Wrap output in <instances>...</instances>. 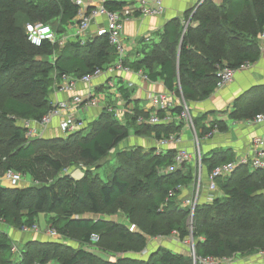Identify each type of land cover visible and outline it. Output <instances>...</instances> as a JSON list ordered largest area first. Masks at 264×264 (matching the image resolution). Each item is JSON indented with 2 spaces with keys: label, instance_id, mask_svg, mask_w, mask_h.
<instances>
[{
  "label": "trees",
  "instance_id": "1",
  "mask_svg": "<svg viewBox=\"0 0 264 264\" xmlns=\"http://www.w3.org/2000/svg\"><path fill=\"white\" fill-rule=\"evenodd\" d=\"M21 1L24 5L13 7L18 0H0V178L11 168L30 175L32 184L19 188L0 183V220L21 230L36 223L39 213H48L49 226L64 241L30 240L21 246L16 260L12 239L0 229V264H194L188 249L174 252L160 247L146 257L126 253L139 254L148 236H166L173 230L179 240L192 237L196 256L263 251L264 168L239 164L226 177L218 178L217 189L222 194L196 205L191 231L189 208L182 204V191L176 186L192 184L193 164L167 172L176 153L171 146L159 153L155 147L121 149L107 180L87 168L78 178L66 171L69 166L97 163L129 136L130 129L136 135L160 139L178 133L183 122L137 123V116H147L149 111L135 108L123 123L104 108L84 128L64 137H25L21 121L40 120L52 107V74L57 79L62 74L79 78L113 64L116 53L106 36L88 37L83 44L68 40L63 46L48 40L38 46L30 43L25 22L41 20L54 27L53 21H57V31H62L73 21L77 7L70 0ZM122 4L104 2L111 10ZM263 26L264 0H224L221 4L203 0L188 25L178 19L168 21L159 39L143 44L142 57L129 66L142 69L151 80H162L169 91L181 93L187 102L200 100L215 88L219 67L239 68L257 59ZM118 89L130 101L131 90L123 85ZM253 89L259 96L235 103L230 113L233 119H251L264 112V86ZM173 112L178 113L179 108ZM193 122L199 136L214 125L218 130L226 128L220 121L209 127H198L197 119ZM68 153L72 160L62 156ZM202 155L207 175L216 165L234 161L228 148H213ZM117 211L129 222L106 218ZM129 224H135L136 230L130 231ZM92 234L98 236L96 242H92Z\"/></svg>",
  "mask_w": 264,
  "mask_h": 264
},
{
  "label": "built area",
  "instance_id": "2",
  "mask_svg": "<svg viewBox=\"0 0 264 264\" xmlns=\"http://www.w3.org/2000/svg\"><path fill=\"white\" fill-rule=\"evenodd\" d=\"M77 7L76 14L74 17V23L76 25V39L80 41L81 44L85 43L87 40L86 32L91 24V22L97 17H104V25L96 30V36H106L108 43L114 48L116 53V61L114 64L108 66L105 69L96 68L92 73L83 75L79 78L73 77L67 74H62L59 81H54L58 90L70 94V97L64 100H59L45 113L40 120H23L21 124L25 128V136L27 138H41L43 137L44 130L47 125L52 121L54 117H59V130L63 135H68L86 126L85 120L81 117L80 113L83 111L84 106H97L101 105L102 109H106L112 112L114 116L121 120V122L127 121V115L133 114V107L129 105L131 101L124 99L121 92L118 89L117 79L107 81V88L110 94H113L115 98H118L117 102L122 104L123 107L116 109L115 106H110L105 102V93L103 95L96 96L94 94H88L86 97H82L80 94L76 93V87L79 82L90 84L95 77L100 75L112 74L115 71L124 72H135L142 75L145 79L148 78L147 74L141 69L134 70L129 65L125 64V58L127 54V45L125 44L122 36L124 22L133 16H158L163 10L164 6L162 0H137L133 3H124L118 9L111 10L104 6V4L91 5L89 0H70ZM118 2H123V0H115ZM203 0H201L202 2ZM26 35L30 43L34 45H40L43 41L48 40L52 43L58 42L56 34L53 28L48 23H43L36 21L33 23H27L26 25ZM87 36V37H86ZM259 40H264V26L258 34ZM61 43L60 41L58 44ZM61 46L63 44H60ZM243 66V65H242ZM241 67V66H240ZM239 68H232L227 65L219 67L216 72V82L215 88L219 89L228 84H230L234 79V74ZM147 99L152 108V111L148 113L147 116L139 115L136 118L137 123H169L172 121L183 122L186 127H191L193 130V141L194 145L197 146V152L190 150L186 147H180L176 149V153L173 157L172 163L167 166L166 171L172 172L177 168L181 167L185 163L191 162L193 165L197 164L199 166V176L198 185L200 184L201 178V154L199 150V141L202 138H210L218 131L216 125L212 126L209 131L204 135L199 136L194 127L193 117L191 115L189 106L182 94H177L172 91L163 92H150L147 94ZM179 108L178 113H174L173 109ZM101 109V110H102ZM162 110V114L158 112ZM250 123H264V112H259L254 115L253 118L248 119L246 124ZM182 142L181 135L171 134L167 137H162L157 139V144L155 146V152L159 153L163 149L169 146H173ZM239 164H248L250 168H264V138L263 137H253L251 140V146L249 148V153L242 158L234 161H228L216 165L210 174L208 175V188L212 191L217 189V179L226 177L232 172V170ZM2 178L7 179L11 185H16L18 181L22 178V174L13 169H7ZM0 178V181L1 179ZM194 185V180H193ZM197 185V186H198ZM194 188V186L192 187ZM178 191L184 189V185L179 184L176 186ZM172 193V192H171ZM213 196L210 197V201ZM199 189L195 188L194 194L183 200V204L189 206L190 216L193 217V213L196 205L199 203ZM190 217V219H192ZM128 228L130 231H134L135 224H129ZM39 231V226L34 223L31 226H23L21 231ZM46 233L50 236L61 238L62 236L52 227L46 228ZM171 237L178 238L177 232L173 230L170 233ZM92 242L98 240L96 234L91 236ZM190 246V253L193 257L194 262L199 264H226L228 258L226 257H213V256H196L194 243L192 237L189 236L185 239ZM11 251L13 253L18 252L16 245H12ZM262 253V252H261ZM19 254V253H18ZM234 261V258H231Z\"/></svg>",
  "mask_w": 264,
  "mask_h": 264
},
{
  "label": "crops",
  "instance_id": "3",
  "mask_svg": "<svg viewBox=\"0 0 264 264\" xmlns=\"http://www.w3.org/2000/svg\"><path fill=\"white\" fill-rule=\"evenodd\" d=\"M89 1L91 5H99L104 4V2L107 0ZM136 1L137 0H123L122 3L134 4ZM211 1L215 4H221L224 0ZM162 3L164 6V10L160 15L145 17L133 16L124 22L122 36L125 44L127 45V54L125 58L127 65H129V62L142 57L140 50L143 44L149 43L151 41H157L159 39V34L163 32L164 25L168 21L172 19H178L181 23L183 22V24L187 25L192 17L194 10L197 8L198 4L201 3V0H162ZM102 25H104V17L95 18L91 22L86 35L92 38L95 37L96 30ZM65 28L70 31L69 37L67 39L75 41L77 28L74 23V19L73 21L69 22L65 26ZM242 65L238 70H236L234 79L230 84L219 89L214 88L207 97L201 100L188 101L191 115L193 119H197L199 124L198 127L202 125H206L209 127L210 123L216 121L225 122L226 124L225 129H219L212 137H201L200 146L203 154L213 148H228L231 149V152H233L234 160H238L239 158H242L249 153V148L251 146V140L253 137L259 136L264 138V123L246 124V121L248 119L236 120L233 119L230 115V113L235 110V103L244 104L253 100V97L254 99L257 98L259 96V92L255 91L253 88L264 86V40H259L258 42L257 59L252 62H246ZM52 76L54 81L60 80L59 78H55L54 74H52ZM115 78L117 79L118 87L123 85L127 89L131 90V96L129 97V100L131 102L129 103V105L133 107V110L135 108H139L144 111L151 112L152 108L147 99V94L150 92L158 93L168 91L163 81L160 79H145L142 75L133 71H115L114 73L109 75L103 74L95 77L90 84L79 82L77 84L75 92L80 94L83 98L88 94L100 96L103 95L101 93H105L104 103L109 104L110 106H115L116 109H119V107H123V105L117 102L118 98H115L113 94H110V91L106 86L109 79L115 80ZM100 86L104 87L99 89ZM252 89L254 91H252ZM69 97L70 94L58 90L56 85L53 83L52 90L49 95L52 104H55L57 101L67 99ZM101 109L102 106L100 104L97 106H84L83 111L80 113V115L85 121L86 119L87 121H91L97 117ZM58 124L59 117H54L45 128L43 137H64L63 133L59 130ZM187 128L189 127H186L184 124L182 125L180 131L176 133L181 135L182 142L174 144L173 146H171L172 148L177 149L180 147H186L188 149H191V146L193 147L192 140L194 138V135L193 132H191L192 137H190L187 131L184 132L185 130H188ZM199 130L202 129L199 128ZM128 137H130L129 139H135L134 141L132 140V145H130V142H128L126 146H128L129 148H133L135 147V145H141L143 144L142 140H145L144 138L137 137L134 134L132 135L131 133ZM146 141L149 142L148 146L145 148L147 150L148 148L155 147L157 144V139L153 135L146 138ZM77 170V167L73 168L71 170V174L73 175V172ZM206 173L207 171H205V174ZM30 178L31 183L27 186L32 184V177L30 176ZM0 183L2 182L0 181ZM191 185L192 184L187 185L183 190H181L182 193L179 195V197L182 200V204L184 198H188L190 192L192 191ZM211 196V192H208L206 189L202 190L199 198V203L208 202ZM37 222L36 224L39 226ZM121 222L126 223V219L124 218V220ZM48 227L49 223L47 220L45 227L40 228L39 226V231L29 230L23 232L0 220V229L9 235L13 242L24 244L25 242H28L30 240L64 241L63 237L57 238L48 235L45 231ZM65 241L67 244L73 247L78 246L77 242L69 240ZM174 241L176 247L171 248V250L173 249L174 252L187 251L185 241H180L177 238H174ZM89 248L95 250L94 246L92 245ZM233 263L235 264V261Z\"/></svg>",
  "mask_w": 264,
  "mask_h": 264
},
{
  "label": "rangeland",
  "instance_id": "4",
  "mask_svg": "<svg viewBox=\"0 0 264 264\" xmlns=\"http://www.w3.org/2000/svg\"><path fill=\"white\" fill-rule=\"evenodd\" d=\"M14 5V6H13ZM13 7H15V5H24L23 2L21 0H18V3H13ZM23 10L24 8L20 7V13H23ZM34 21H39V20H34ZM41 21V20H40ZM54 23L53 24H56V25H53L54 27L53 30L56 34V37L58 39V42L60 41L61 43H59L58 45L61 46L60 44H65L67 41H68V37H69V33L70 31L66 28H64V30L62 31H57V21H53ZM29 23H33V22H28ZM26 25H27V22H25L23 24L24 26V29H25V32H26ZM188 25V24H187ZM61 30V29H60ZM67 40V41H66ZM57 42V43H58ZM49 59L52 58V56L48 57ZM142 70V69H141ZM143 71V70H142ZM144 72V71H143ZM174 92V91H172ZM181 94V93H180ZM201 100V99H200ZM188 103V102H187ZM133 113H134V110H133ZM128 115H132V114H128ZM127 117V116H126ZM86 125L88 124V122L90 121H87L86 119ZM194 127H195V130H196V126L194 124ZM188 130H185L184 132H188V135L190 137H192V133L193 130L191 129V127L187 128ZM192 130V131H191ZM130 133L133 135L134 132L130 129ZM129 133V135H130ZM176 134V133H175ZM135 136L137 137H142L144 138L145 140H142V143L141 145H135V146H138V147H141V148H146L149 144L148 141H146V138H148L149 136L151 135H147V134H143V135H136L134 134ZM214 135V134H213ZM130 137L122 140L121 142H119L117 144V146L115 148H113L105 157H103L101 160H99L97 163L95 164H92L90 166H84V164H79L77 166H74V167H66V171L69 172V173H72L71 170L75 167H77V171L73 172V177H80L82 176L83 172H84V169L87 168L90 170V172L93 174V173H98V175L103 179V180H107L109 175L112 174V170L114 169L115 165L117 164V158H116V153L118 151H120L121 149L123 148H129L128 146H126L128 144V142H130L129 144L132 145L131 143H133V141L135 139H129ZM130 140V141H129ZM133 140V141H132ZM139 143V142H137ZM192 145L193 147L191 146V149L193 151H195L196 149V152H197V146L194 145V141L192 140ZM190 149V150H191ZM199 150H200V154H201V162H202V165H201V178H200V184L198 185V176H199V166L197 164L193 165V170H194V185H193V182H192V187L194 186V188H192V191L190 192V195L189 197L194 194L195 192V188L198 187L199 189V198H200V194H201V191L206 189L208 192H211V195L214 197V196H219L218 194H222V192L218 189L212 191L208 188V175L207 173L205 174V171H207V167L205 166L204 162L202 161V157H203V153H202V150H201V146H200V141H199ZM58 154V153H57ZM63 157H68L69 158V153L68 154H65V155H62ZM73 158H69V160H72ZM68 160V159H67ZM185 164H191V162H188V163H185ZM193 164V163H192ZM70 168V169H69ZM208 172V171H207ZM206 175V176H205ZM2 182V185L4 186H9L11 185L10 182L7 180V179H3L1 180ZM31 183V178L29 175H23L22 178L18 181V183L15 185L19 188H23V187H26L28 184ZM198 185V186H197ZM186 186H184L185 188ZM199 201V199H198ZM210 201V200H209ZM186 206V205H184ZM189 208V206H187ZM138 211L140 212V210L138 209ZM141 213V212H140ZM139 215V214H138ZM190 208H189V216H187V220L190 221V227H189V230L191 231L193 229V226L191 225L192 224V219H190ZM50 218V214L48 213H39L36 217V221L40 228H43L46 226V221ZM106 218L108 219H115V220H118V221H123L124 218L126 219V223L129 222L126 215H124L123 213L117 211V213H115L114 215H107ZM193 218V217H191ZM137 227V226H136ZM20 230V229H18ZM136 230V228H135ZM110 238L108 239V242L110 243ZM179 240V239H178ZM17 241V240H16ZM19 241V240H18ZM182 241V240H180ZM185 241V244H186V248L188 249V251H190V246H189V243L186 241V240H183ZM17 248H18V252L13 254V257H15L16 260H18V253L20 251V248L21 246L23 245L22 243H18V242H13ZM194 243V242H193ZM160 247H165V248H174L176 247L175 245V241H174V237H171L170 235H157V236H154V237H149L147 238V242H146V246L140 251L139 254L135 253V252H132V251H128L126 253L128 254H132L133 256H143V257H146L149 252H152V251H156L157 249H159ZM173 250V249H172ZM264 251V250H263ZM263 251H254V252H251V253H245V254H235L233 256H229L226 258H228L226 264H234L233 262L235 261V264H264V252ZM262 252V253H261ZM119 253H116L115 255H117ZM225 257V256H223ZM231 258H234V261H231ZM194 264H196L194 262Z\"/></svg>",
  "mask_w": 264,
  "mask_h": 264
},
{
  "label": "bare ground",
  "instance_id": "5",
  "mask_svg": "<svg viewBox=\"0 0 264 264\" xmlns=\"http://www.w3.org/2000/svg\"><path fill=\"white\" fill-rule=\"evenodd\" d=\"M260 32V31H259ZM24 135H25V133H24ZM26 137V136H25ZM27 138V137H26ZM27 139H31V138H27ZM23 176V175H22ZM193 240V239H192ZM196 264H197V262H196Z\"/></svg>",
  "mask_w": 264,
  "mask_h": 264
}]
</instances>
